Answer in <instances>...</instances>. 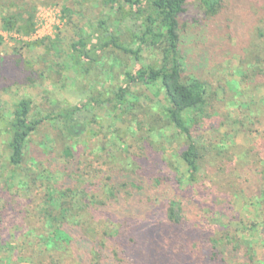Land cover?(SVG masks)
Returning a JSON list of instances; mask_svg holds the SVG:
<instances>
[{
    "label": "rangeland",
    "instance_id": "obj_1",
    "mask_svg": "<svg viewBox=\"0 0 264 264\" xmlns=\"http://www.w3.org/2000/svg\"><path fill=\"white\" fill-rule=\"evenodd\" d=\"M19 13L35 15L31 36L4 30V18ZM110 15L109 0H0V63L21 61L25 70L20 79L0 80V264H40V260L49 264L50 256L38 255L41 247L36 237L17 234L22 235L25 226L36 229L34 219L24 221L28 216L20 213L22 204L34 199L38 210L46 207L45 191L38 185L54 186L66 178L67 188H88L99 200L109 201L111 192L103 189L108 177L126 200L135 183L148 203L164 204L167 219L169 203L177 202L176 215L190 231L183 255L189 256L191 264H246L242 253L216 255L214 251L216 242L225 245L227 239L239 238L251 240L257 259H264V204L255 200L264 189V159L259 158L264 155V79L245 77L242 62L246 48L259 38L264 0H223L214 17L191 0L181 17L186 62L182 80L195 77L207 85L206 103L188 114L195 122L192 130L201 153L196 179L182 158L186 138L168 121L160 82L131 87L128 99L133 104L123 110L83 108L76 117L88 124L87 133L78 139L63 135L62 118H56L59 112L106 90L113 98L112 92L126 83L127 71L163 59L162 50L151 47H143L137 61L134 55L111 49L100 53L102 63L92 67L91 75L83 73L84 64L77 66L79 77L72 46L81 37L92 36L98 21ZM118 30L126 47L140 49V42L132 38L142 33L139 16L123 21ZM28 98L32 101L29 118L45 120L28 143L25 163L15 167L9 161L5 116ZM63 166H68L65 177ZM132 172L140 180L134 176L129 181ZM58 195L53 196L56 207L63 201ZM156 239L161 250L170 240L167 235ZM209 245L214 263L206 259ZM58 256L53 258L56 262Z\"/></svg>",
    "mask_w": 264,
    "mask_h": 264
},
{
    "label": "trees",
    "instance_id": "obj_2",
    "mask_svg": "<svg viewBox=\"0 0 264 264\" xmlns=\"http://www.w3.org/2000/svg\"><path fill=\"white\" fill-rule=\"evenodd\" d=\"M190 1L109 0L112 15L98 21L92 36L81 37L72 46L71 56L76 63L78 76L80 77V70L77 66L84 64L83 73L91 75L94 70L92 67L102 63L100 53L111 49L128 56L134 55L137 61L140 59L141 49L151 47L154 50H162L163 59L160 63L127 71L126 83L119 85L116 92H112L113 98L109 96L110 91L106 90L98 95L94 94L80 106L59 112L56 118H62V131L65 137L78 139L87 133L88 124L76 117V113L83 108L109 106L111 110H123L133 104L128 99L131 87L156 85L160 82L167 100L168 121L186 138L187 146L182 152V158L189 167L193 179H196L201 153L192 130L195 122L188 117V114L206 103L207 85L195 77H190L188 82L182 80L186 62L182 51L180 20ZM193 1L199 4L208 17L216 16L223 7V0ZM145 2L147 10H143ZM126 4L131 10L126 9ZM132 16H139L142 21V33L132 35L133 40L139 41L141 45L137 51L121 42L118 30V25ZM35 26L34 14L28 17H25L24 13L12 14L3 20L4 30L9 32L17 30L24 36H31ZM258 30L259 38L246 48L242 62L245 77L262 76L264 79V20ZM24 73L21 61L15 64L0 63V80H17ZM31 111L32 101L28 98L21 100L13 111L5 116L11 150L9 161L15 167L25 163L28 143L45 120V118L31 120L29 118ZM70 153L73 154L72 151ZM259 158L263 160L264 155H259ZM143 164L140 168H143ZM38 167L40 170L44 169L40 162ZM63 167L61 174L65 177L68 166ZM261 173L264 174L262 171ZM134 176L136 180H140L136 172H132L128 180L131 181ZM65 179L54 186L49 182L47 187L41 184L37 186V189L45 191L42 198H46V207H40L38 210L37 203L31 199L26 205L22 204L20 210V213L25 212L28 216L24 221L34 219L32 222L36 225V229L32 225L25 226L26 230L22 231L23 234L21 235V231L17 234L21 237L25 235L30 238L36 237L39 240L40 258L50 256L49 264L64 262L66 264H191L189 256L183 255L187 252L186 242L190 231L184 221L176 215V201L169 203V219H167L164 204L155 207V203H148L141 197L140 187L135 183H132L131 198L126 200L121 193L118 194L119 188L111 183L112 177H108L109 182L99 184L105 183L103 189L109 188L112 197L109 201H101L99 195L92 193L88 188H85V191H77L75 185L67 188L69 184ZM97 183L95 185H98ZM58 193L63 201L59 207H56L52 202L55 201L54 194ZM142 196L144 197V194ZM255 200L261 205L264 204V189L261 196L255 194ZM166 235L170 240L161 250L162 246L156 243L157 239L154 240V237L162 239ZM2 242L11 249L4 240ZM227 242L229 243L225 245L216 242L214 247L216 255H222L227 251L232 254L242 253L246 264H264V259H257L254 245L248 238L227 239ZM156 247L159 251H156ZM181 247L185 250L181 251ZM209 249L210 245L206 246V259L214 263ZM163 251L166 255L160 254ZM55 255H59L60 261L56 262L53 259ZM217 260L218 258L215 261ZM39 263L44 264V261L40 260Z\"/></svg>",
    "mask_w": 264,
    "mask_h": 264
}]
</instances>
